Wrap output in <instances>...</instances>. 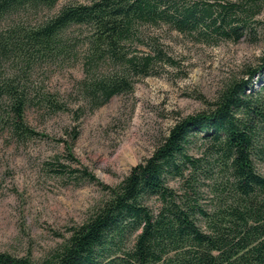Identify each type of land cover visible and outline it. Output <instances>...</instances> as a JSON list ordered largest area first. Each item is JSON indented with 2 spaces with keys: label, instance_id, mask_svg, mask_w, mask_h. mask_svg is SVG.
Here are the masks:
<instances>
[{
  "label": "trees",
  "instance_id": "obj_1",
  "mask_svg": "<svg viewBox=\"0 0 264 264\" xmlns=\"http://www.w3.org/2000/svg\"><path fill=\"white\" fill-rule=\"evenodd\" d=\"M263 7L264 0H0L1 131L29 139L38 134L26 119L33 104L63 107L47 87L53 66L83 58L78 88L99 107L132 92L159 61L173 62L152 27L212 44L257 40ZM74 175L95 179L87 169ZM105 189L47 255L0 251V264H264V51L208 111L178 120L150 157Z\"/></svg>",
  "mask_w": 264,
  "mask_h": 264
},
{
  "label": "rangeland",
  "instance_id": "obj_2",
  "mask_svg": "<svg viewBox=\"0 0 264 264\" xmlns=\"http://www.w3.org/2000/svg\"><path fill=\"white\" fill-rule=\"evenodd\" d=\"M256 20L257 40L248 35L217 44L167 25L152 27L149 33L173 62L159 61L152 75L135 80L132 92L99 107L78 88L86 74L83 58L53 66L47 87L63 107L33 104L26 119L38 134L29 139L19 141L0 128V251L40 259L62 244L69 228L107 197L106 186L122 182L178 120L208 111L231 81L257 64L264 7ZM71 169H87L95 179L78 180Z\"/></svg>",
  "mask_w": 264,
  "mask_h": 264
}]
</instances>
